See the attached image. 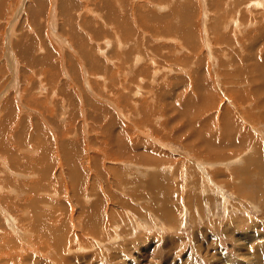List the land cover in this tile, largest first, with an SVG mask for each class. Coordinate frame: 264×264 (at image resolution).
<instances>
[{"label":"rangeland","instance_id":"1","mask_svg":"<svg viewBox=\"0 0 264 264\" xmlns=\"http://www.w3.org/2000/svg\"><path fill=\"white\" fill-rule=\"evenodd\" d=\"M251 1L0 0V264H264Z\"/></svg>","mask_w":264,"mask_h":264},{"label":"bare ground","instance_id":"2","mask_svg":"<svg viewBox=\"0 0 264 264\" xmlns=\"http://www.w3.org/2000/svg\"><path fill=\"white\" fill-rule=\"evenodd\" d=\"M264 0H253V1H251V2H249L248 4H250L251 5V7L252 8H255V7H258V6H261L262 5V2H263ZM92 5V4H91ZM161 5V4H160ZM163 5V4H162ZM203 5V4H202ZM22 6V5H21ZM20 6V7H21ZM161 7V6H160ZM248 7V6H247ZM162 8V7H161ZM20 9V8H19ZM88 9H89V7H88ZM87 9V10H88ZM91 9V8H90ZM248 9H249V7H248ZM113 10V9H112ZM89 12H92V10L90 11V10H88ZM115 11V10H114ZM19 12V11H18ZM94 12H96V11H94ZM53 13H54V10H53ZM53 16H55V15H53ZM114 17V16H113ZM119 18V17H118ZM205 18H206V16H205ZM54 18H52L51 17V19L50 20H53ZM111 21H112V18H111ZM51 23V22H50ZM49 23V24H50ZM51 25V24H50ZM12 28V27H11ZM119 41V40H118ZM120 42V41H119ZM204 46H207L208 47V49H207V51H208V54H209V49H210V46H209V43L204 39ZM119 45H121V43H119ZM211 53V52H210ZM142 58V57H141ZM139 60H140V58H139ZM159 68V67H158ZM154 73H157V71H154ZM153 73V74H154ZM198 94V93H197ZM205 96V95H204ZM201 98V97H200ZM223 112H224V110H223ZM225 113V112H224ZM181 114V113H180ZM222 117V116H221ZM223 118V117H222ZM226 122V121H225ZM228 123V122H227ZM215 138V137H214ZM190 149V148H189ZM165 152V151H164ZM210 157V156H209ZM208 158V157H207ZM202 175V174H201ZM215 183V182H214ZM208 189V188H207ZM3 208V207H2ZM12 220H13V218H12Z\"/></svg>","mask_w":264,"mask_h":264},{"label":"crops","instance_id":"3","mask_svg":"<svg viewBox=\"0 0 264 264\" xmlns=\"http://www.w3.org/2000/svg\"><path fill=\"white\" fill-rule=\"evenodd\" d=\"M134 51V50H133Z\"/></svg>","mask_w":264,"mask_h":264}]
</instances>
